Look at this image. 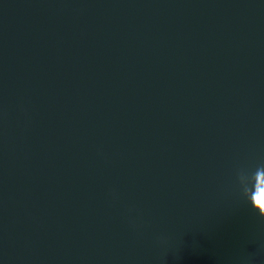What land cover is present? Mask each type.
Listing matches in <instances>:
<instances>
[{"label": "water", "instance_id": "water-1", "mask_svg": "<svg viewBox=\"0 0 264 264\" xmlns=\"http://www.w3.org/2000/svg\"><path fill=\"white\" fill-rule=\"evenodd\" d=\"M260 168L264 0H0V264H264Z\"/></svg>", "mask_w": 264, "mask_h": 264}, {"label": "clouds", "instance_id": "clouds-1", "mask_svg": "<svg viewBox=\"0 0 264 264\" xmlns=\"http://www.w3.org/2000/svg\"><path fill=\"white\" fill-rule=\"evenodd\" d=\"M258 175H264V168H260L256 171L254 176L255 184L253 189H249L247 187L246 183L244 182L246 178L243 175L240 176V182L242 185H244L243 195L250 200L252 207L258 212L259 216L264 218V210L257 208L255 203L259 195L261 193H264V183L258 185L256 182V177Z\"/></svg>", "mask_w": 264, "mask_h": 264}, {"label": "snow or ice", "instance_id": "snow-or-ice-1", "mask_svg": "<svg viewBox=\"0 0 264 264\" xmlns=\"http://www.w3.org/2000/svg\"><path fill=\"white\" fill-rule=\"evenodd\" d=\"M257 203L261 208H264V193H261L257 198Z\"/></svg>", "mask_w": 264, "mask_h": 264}]
</instances>
